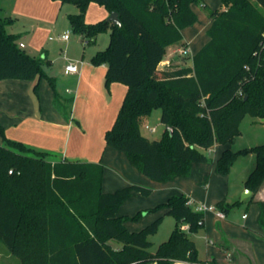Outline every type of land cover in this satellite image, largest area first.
Instances as JSON below:
<instances>
[{
    "label": "trees",
    "instance_id": "1",
    "mask_svg": "<svg viewBox=\"0 0 264 264\" xmlns=\"http://www.w3.org/2000/svg\"><path fill=\"white\" fill-rule=\"evenodd\" d=\"M79 7L69 15L73 31L86 42L110 30V43L91 62L106 64L105 84L127 86V92L105 142L154 181L188 176L193 163L207 162L208 151L238 135L250 114L264 118V0H61ZM91 2L119 14L121 24L85 20ZM211 19L209 40L192 55V65L159 68L167 48L183 40V30L198 20L194 6ZM10 17L0 15V80L46 78L47 59L26 52L8 31ZM182 46L187 47L185 44ZM58 93L55 95L57 101ZM161 110L165 125L159 139L142 133L146 118ZM172 127V132L168 129ZM0 241L20 264H173L199 260L190 235L205 226V212L184 193L170 195L134 215L119 213L132 192L149 195L152 188L131 183L103 190L102 162L62 159L6 136L0 123ZM254 153L255 166L245 180L255 196L264 183V143L233 150L227 146L212 158L215 170L228 174L241 155ZM12 170V173L10 172ZM260 223L264 227V200ZM234 203L217 202L227 212ZM165 210L176 224L155 250L150 235L164 214L139 230L129 221ZM184 225H188L185 229Z\"/></svg>",
    "mask_w": 264,
    "mask_h": 264
},
{
    "label": "crops",
    "instance_id": "2",
    "mask_svg": "<svg viewBox=\"0 0 264 264\" xmlns=\"http://www.w3.org/2000/svg\"><path fill=\"white\" fill-rule=\"evenodd\" d=\"M216 3L217 5L210 6H221V0H217ZM1 4L7 7L11 15L15 16L18 20L24 19L25 24L23 29L27 33L29 43H33L36 51L43 52L46 50L47 56L50 52L46 49L49 45L45 41L50 32V26L52 24L56 25L60 19H63L67 20L71 27L69 15L79 11V7L76 4L62 2L61 0H1ZM194 9L198 14V20L183 30L184 38L178 42L182 45L185 44L190 50L191 55L186 56L187 58L190 57L189 61L176 62L174 60L176 56L167 52L162 61L164 64L162 68L192 65V55L209 40L207 29L212 21L205 14L206 17H203L199 23V13L195 6ZM109 15L110 12L105 6L91 2L87 8L85 20L88 23H94L106 19ZM10 18L12 17L10 16ZM64 33L59 34L58 38L61 41L67 42L70 55L65 58L59 56L53 57V59L46 58L50 63L47 64L48 68H45V71L55 79V88L51 86L46 78H42L39 81L38 92L36 94L33 88L38 79L0 80V123L5 128L6 136L23 141L38 149L52 152L51 159L53 161L67 158L102 162L105 168L103 177L104 191H114L131 183L144 186H159V184L153 182L151 178L133 166L123 152L107 146L105 142V132L113 125L116 119L125 98L127 86L120 82H112L109 88H107L105 84L107 65H95L91 62V57L97 51H90L87 48H84L82 53L77 49L71 51V46L68 44L71 36L68 40L60 38ZM82 41L89 43L83 39ZM23 43L25 47L28 46L26 42ZM175 44L169 47H173ZM69 62H74L78 65L77 72L67 73L65 71V67ZM56 93L69 101V116L63 115L57 104H55ZM0 143H3L1 132ZM225 147L227 146L221 145L220 150L217 151L214 158ZM193 165V173H195L193 175L195 178L178 177L165 184L167 185L165 186L166 190L161 193L160 197L161 199L164 198L162 200H165L166 197L168 198L172 193L175 194L174 192L188 193L195 201L212 198L208 194L205 196L201 189L195 185L196 180L201 178L202 165H195V163ZM212 168L215 170L213 162ZM132 195L138 201L137 204L131 207L134 211L128 213L121 206L119 213L134 215L139 210L151 207L154 202H158V199L148 202L135 191L132 192ZM225 196V193L221 191L216 198L220 200L225 198ZM255 196V201L264 200V185L260 187ZM218 199L216 202L219 201ZM161 213L164 214L165 210H162ZM157 214L148 215V213H144V216L140 219L129 221L127 226L131 230H139L153 221L157 217ZM255 215L260 223L261 207H255ZM165 217L171 216L166 215ZM242 217L247 220L249 218L248 212H244ZM226 218L227 213L225 212V217L220 219ZM168 223L167 228H164L166 235L163 236L170 235L176 221L173 219ZM261 229L262 231H258V229L253 230L255 233L259 232L262 234L263 238H261L264 240V227L262 226ZM239 235L238 233L235 235L231 233L227 234L223 230L221 233L217 232L216 239L214 240L217 242L222 253L227 255L225 259H218L216 254L213 253L211 255L208 254L205 258L198 256L199 260L196 262L209 261L212 264H260L259 253L254 250L252 242L247 240L251 238L249 237L251 235H241L247 239L237 237ZM207 239L209 240V235H207ZM211 243L214 242L208 241V244ZM196 262L178 259L173 264H195Z\"/></svg>",
    "mask_w": 264,
    "mask_h": 264
},
{
    "label": "rangeland",
    "instance_id": "3",
    "mask_svg": "<svg viewBox=\"0 0 264 264\" xmlns=\"http://www.w3.org/2000/svg\"><path fill=\"white\" fill-rule=\"evenodd\" d=\"M219 1V0H218ZM209 4L212 6L217 5V0H208ZM1 3V0H0ZM196 10L199 13V23L201 22L203 17H206L204 11L201 9L200 6L195 5ZM7 7H4L3 4L0 5V15L3 17H12V21L7 25V29L10 32L15 33L17 37V41H23L26 42L28 46L24 47L23 49L28 52L29 54L41 58L46 59L47 57L50 59H53V57L59 56L61 58H65L66 56L70 55V51L67 48V42L61 41L58 37L59 34L64 33L66 31L69 32L71 39L69 40L71 51H74L75 49L81 51L84 50V48L88 50H103L105 49L109 43H110V30L102 31L98 33L94 40L90 43H84L78 33L73 31V29L70 27L68 21L60 19L59 22L56 25L50 26V32L47 35L46 43L47 48L50 53L47 51H36L34 48L33 43H29L27 39V33L24 32L23 26L25 24L24 19L18 20L15 16H12L9 12ZM108 18V17H107ZM106 18V19H107ZM53 38V39H50ZM73 48V49H72ZM184 48L181 43L173 45V47H169L167 49V52L169 54H172L176 56L174 59L176 62H185L186 60L189 61V58L186 57V55H183L180 50ZM175 50V51H174ZM168 54V55H169ZM44 68H48V65L46 64ZM55 104H57L58 108L60 109L61 113L65 116H69V101L66 99H63L62 95H58L57 101H55ZM146 125H149L151 128H154V130H149L146 128ZM240 133L236 135L231 142L224 146H229L233 150H239L242 148H247L255 145H259L264 143V118H257L250 114H247L240 122ZM165 129V125L161 121V110L160 109H154L152 113L146 118L144 125L142 126L141 130L142 133L150 138L159 139L162 136V133ZM221 145L219 144L211 151H208L209 160L207 162H201V163H195L202 165L201 170V178L196 180L195 185L198 186L197 188H200L201 191L206 194L211 195L212 198L210 199H203V200H196L197 202H206L209 205H217V195L219 193L224 192L225 198L218 199L219 201L224 200L228 203H234L232 207L226 212L227 218L226 219H220L217 215V211H206L205 212V226L200 229L199 231L195 233H191L190 235L192 238L196 241L197 247H198V256L205 258L208 254L211 255L213 253L216 254V257L219 259L224 260L227 256L226 254L222 253L221 249L218 247L217 242H215L214 239H216V234L221 233L222 230L224 233H231V234H240L237 237L240 238H246L245 236H241L242 234L251 235L246 238L250 242H252L254 250L259 253V260L260 264H264V240L263 235L259 232H254L253 229H258V231H262L261 225L259 223L258 218L256 219L255 215V207L258 206L260 208L259 202L254 199H256V196L250 200L249 198H246V200H242V194L245 192V179H247L248 175L252 171L255 165L256 157L254 153H248L246 155H241L237 158L235 163L232 165L231 170L228 174H221L218 173L216 170H213L212 168V158H214L217 151L220 150ZM194 164V163H193ZM192 170L191 173L188 176H179L181 178H195ZM178 178V177H176ZM174 178V179H176ZM174 179L166 182H159L154 181L159 186H148L151 187L153 190L149 195H142L139 193L142 198L146 199L148 202L153 201L154 199H158V202H154L151 207H154L158 203L165 201L162 200L164 198L161 197V193L165 192V184L173 181ZM152 180V179H151ZM193 183V182H191ZM264 185V183H263ZM262 185V186H263ZM156 186V187H155ZM161 186V187H160ZM175 194L178 192H174ZM180 193V192H179ZM173 194V193H172ZM188 197H190L191 201L196 202L193 197L190 196L188 193H184ZM137 200L134 195L131 194V196L121 205L122 208L126 209L128 213L134 211L132 206L137 204ZM196 202V203H197ZM148 207V208H151ZM121 208V207H120ZM148 208H144L139 211H145ZM162 210L158 212H148V215H152L153 213H158L157 216L160 214ZM248 212L249 218L247 220L243 219L242 215L244 212ZM126 212V213H127ZM137 213V212H136ZM135 213V214H136ZM163 214V213H162ZM132 215V214H128ZM167 214L164 213V218L157 230L156 233L150 235V239L153 242L152 249L154 250L157 245L164 241L165 237L166 239L169 237L165 233L166 226L169 224L168 222H171V220L175 219L172 216L171 217H165ZM142 215L141 217H143ZM156 218V217H155ZM170 220V221H169ZM176 221V220H175ZM259 228H258V227ZM185 229H188V225H184ZM241 228V229H240ZM167 231V230H166ZM211 232V233H210ZM210 233V234H209ZM207 235H209V240L207 239ZM229 236V235H228ZM164 237V238H163ZM262 237V238H261ZM165 239V240H166ZM208 241H213L214 243L208 244ZM0 264H20L19 258L12 254L9 249L6 247V245L0 241Z\"/></svg>",
    "mask_w": 264,
    "mask_h": 264
},
{
    "label": "built area",
    "instance_id": "4",
    "mask_svg": "<svg viewBox=\"0 0 264 264\" xmlns=\"http://www.w3.org/2000/svg\"><path fill=\"white\" fill-rule=\"evenodd\" d=\"M70 37V34L69 32H65L64 34H62L60 36L61 39L63 40H68ZM20 46L21 47H25V44L23 42H20ZM180 52L183 54V55H186V56H189L191 55L190 53V50L187 48V47H184L180 50ZM65 71L67 73H74V72H77L78 71V65L74 62H69L66 67H65ZM146 128L149 129V130H154V128H151L149 125H146ZM214 149V148H213ZM10 172L12 173V170H10ZM193 201H191L192 203ZM194 203V202H193ZM195 208L199 211H217V214L220 218H224L225 217V212L219 210L217 208L216 205H209L207 203H196L195 205ZM246 216V215H245ZM195 264H212L211 262L209 261H203V262H196Z\"/></svg>",
    "mask_w": 264,
    "mask_h": 264
},
{
    "label": "water",
    "instance_id": "5",
    "mask_svg": "<svg viewBox=\"0 0 264 264\" xmlns=\"http://www.w3.org/2000/svg\"><path fill=\"white\" fill-rule=\"evenodd\" d=\"M108 21L115 23V24H121V20L119 18V14L116 11H112L110 12V15L107 18ZM163 63L161 62L159 64V68L163 67ZM168 129L172 132V127H168ZM252 194V191L250 189H246L245 192L242 194V200H245L246 198L250 197V195Z\"/></svg>",
    "mask_w": 264,
    "mask_h": 264
}]
</instances>
